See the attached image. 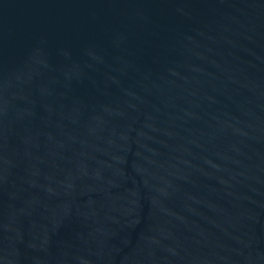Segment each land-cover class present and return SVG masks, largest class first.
<instances>
[{
  "label": "water",
  "instance_id": "obj_1",
  "mask_svg": "<svg viewBox=\"0 0 264 264\" xmlns=\"http://www.w3.org/2000/svg\"><path fill=\"white\" fill-rule=\"evenodd\" d=\"M0 264H264V0H0Z\"/></svg>",
  "mask_w": 264,
  "mask_h": 264
}]
</instances>
